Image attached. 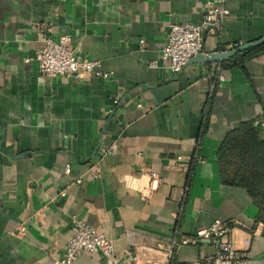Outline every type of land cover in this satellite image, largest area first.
Returning <instances> with one entry per match:
<instances>
[{
    "label": "crops",
    "instance_id": "obj_1",
    "mask_svg": "<svg viewBox=\"0 0 264 264\" xmlns=\"http://www.w3.org/2000/svg\"><path fill=\"white\" fill-rule=\"evenodd\" d=\"M204 1L0 0V264H55L78 221L116 262L75 264H187L216 254L179 244L215 220L264 264V209L223 183L218 160L241 125L263 130L264 50L242 53L264 45V0H226L217 35L173 74L168 26L198 23ZM62 34L110 77H42L43 35ZM148 174L161 183L143 201Z\"/></svg>",
    "mask_w": 264,
    "mask_h": 264
},
{
    "label": "built area",
    "instance_id": "obj_2",
    "mask_svg": "<svg viewBox=\"0 0 264 264\" xmlns=\"http://www.w3.org/2000/svg\"><path fill=\"white\" fill-rule=\"evenodd\" d=\"M229 16L226 0H205L201 6V18L196 24L172 23L168 26L167 43L161 51V60L171 73H179L187 62L201 54L206 37H215L222 22ZM42 47L37 51L34 60L39 73L46 79L64 77L78 80L85 76L108 79L110 75L98 70V62L77 54L72 46L69 35H59L57 40L43 35ZM223 81V77H219ZM264 127V123H263ZM71 166L65 165L64 174H69ZM80 184V180L75 181ZM161 179L154 174H148V183L138 192L141 200H146L155 194ZM64 193L61 194L63 196ZM200 241H211L216 249L212 257L200 258L187 264H251L248 250L249 239L245 240V248L236 247L231 236V228L226 223L215 220L209 227L200 228L195 237L182 239L180 245H197ZM83 253L100 257L112 263L116 262L114 247L104 235L97 234L87 223L78 221L74 235L68 241L64 256L55 264H75ZM130 259L131 253L125 251Z\"/></svg>",
    "mask_w": 264,
    "mask_h": 264
},
{
    "label": "trees",
    "instance_id": "obj_3",
    "mask_svg": "<svg viewBox=\"0 0 264 264\" xmlns=\"http://www.w3.org/2000/svg\"><path fill=\"white\" fill-rule=\"evenodd\" d=\"M264 45L243 52L252 57ZM223 183L245 190L255 206L264 209V127L243 124L229 134L218 153Z\"/></svg>",
    "mask_w": 264,
    "mask_h": 264
}]
</instances>
